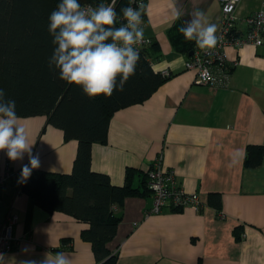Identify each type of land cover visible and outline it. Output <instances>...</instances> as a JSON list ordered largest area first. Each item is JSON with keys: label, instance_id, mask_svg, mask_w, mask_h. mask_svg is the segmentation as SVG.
<instances>
[{"label": "crops", "instance_id": "crops-1", "mask_svg": "<svg viewBox=\"0 0 264 264\" xmlns=\"http://www.w3.org/2000/svg\"><path fill=\"white\" fill-rule=\"evenodd\" d=\"M262 1L239 0L234 12L239 36L247 29L244 18L261 8ZM173 5L183 13L174 21ZM196 7L217 25L218 36L223 25L218 0L145 1L143 34L158 45L150 58L152 68L171 74L142 103L113 112L107 142L91 145V169L122 185L126 167L147 171L161 154L163 164L175 171L176 183L198 194L200 206L152 213V194L125 197L115 236L106 245L118 254L115 264H264V156L256 166L244 164L247 145H264V31L257 46L225 47L229 83L213 88L184 66L190 51H177V46L188 48L191 40L181 38L176 45L168 35L185 25ZM20 123L28 130L33 153H39L37 169L71 170L75 139L65 140L63 131L43 115L20 117ZM237 152L239 162L232 165ZM6 162L18 170L28 157L13 162L0 151V173ZM210 192L221 195L223 217L207 203ZM8 214L17 220L5 264L40 260L45 252L51 253L49 258L64 252L72 264H97L90 242L80 236L87 222L44 210L12 180L0 188V220ZM25 248L29 250L23 252Z\"/></svg>", "mask_w": 264, "mask_h": 264}, {"label": "trees", "instance_id": "trees-1", "mask_svg": "<svg viewBox=\"0 0 264 264\" xmlns=\"http://www.w3.org/2000/svg\"><path fill=\"white\" fill-rule=\"evenodd\" d=\"M107 1L111 0H80V3L96 6ZM60 2L0 0V88L5 98L15 100L18 117L46 116L48 124L63 131L65 140L77 141L69 172L33 169L30 178L20 182V191L48 212H63L87 222L88 227L80 236L90 242L97 264H115L118 254L109 251L106 245L115 236L122 218L123 199L152 193L147 186V171L126 167L122 185H114L108 175L92 171L91 145L107 142L108 124L115 110L142 103L171 73L162 75L152 68L150 58L158 53L157 43L152 42L140 51L135 74L125 83L124 90H115L110 97L101 94L89 98L81 86L62 81L59 71L49 68L55 46L48 31L49 16ZM130 2L116 0L117 14L123 16L120 10L129 7ZM142 17L146 18L145 5ZM116 26H120L117 21ZM181 26L168 34L173 44L177 45L184 38L178 31ZM234 36H239L238 30L234 31ZM195 46V41L191 40L188 48L177 46V51L187 55ZM119 83L120 77H117V85ZM263 156L264 145L249 144L244 164L256 166ZM207 203L215 208L216 215L223 217L219 193H208ZM239 233L235 230L237 239Z\"/></svg>", "mask_w": 264, "mask_h": 264}, {"label": "clouds", "instance_id": "clouds-1", "mask_svg": "<svg viewBox=\"0 0 264 264\" xmlns=\"http://www.w3.org/2000/svg\"><path fill=\"white\" fill-rule=\"evenodd\" d=\"M116 0L110 4L82 6L80 0H61L49 16V34L55 46L49 59V68L59 71V78L68 84L81 86L89 98L103 94L110 97L115 90L123 91L124 85L135 74L140 58V45L144 39L142 13L144 5L121 8L122 26H116ZM170 15L180 19L182 11L172 6ZM264 15V12L261 13ZM205 12L194 8L190 19L178 31L186 40L195 41L202 49H213L218 43L217 25L206 22ZM206 71V70H205ZM117 77L120 83L117 85ZM29 143L28 130L21 125L16 113V102L5 98L0 88V151L9 160L22 161L27 154L28 163L21 167L18 182H26L33 171L40 167L39 153H33ZM239 162V152L232 159V165ZM29 249H22L27 252ZM45 252L40 260L28 258L19 264H72L64 252H57L54 258ZM0 264L5 256L0 253Z\"/></svg>", "mask_w": 264, "mask_h": 264}, {"label": "built area", "instance_id": "built-area-1", "mask_svg": "<svg viewBox=\"0 0 264 264\" xmlns=\"http://www.w3.org/2000/svg\"><path fill=\"white\" fill-rule=\"evenodd\" d=\"M144 0H131L130 7H137L139 3H144ZM223 17L222 29L219 33L218 43L213 49L202 50L198 46L192 49L191 56L185 61V67L194 69L197 81L204 83L213 88L227 87L229 83V68L227 67L226 46L234 44L241 46L249 43L251 45H259L262 43L261 35L264 31V0L262 6L253 13H250L244 18L246 23V32L241 36H234V12L239 0H218ZM107 1L104 4H110ZM92 4H85L88 6ZM145 5V4H143ZM95 6V5H92ZM144 27L145 18L142 17ZM117 22L122 26L126 21L123 20L121 14H117ZM144 35V34H143ZM153 40L144 35L143 42L134 47L141 49L149 45ZM152 62L150 61V64ZM206 70V71H205ZM162 75H168L167 69L159 70ZM8 162V161H7ZM6 162L4 170L0 173V188L6 181L13 180L15 186L20 189L21 169H12ZM147 186L153 196V207L151 212L158 213L164 207L183 208L188 205H194L197 208L200 206L197 193L187 192L183 186L178 185L175 180V171L163 164L162 155L157 156L147 169ZM15 214H8L0 220V253L5 254L12 247V225L16 222Z\"/></svg>", "mask_w": 264, "mask_h": 264}, {"label": "rangeland", "instance_id": "rangeland-1", "mask_svg": "<svg viewBox=\"0 0 264 264\" xmlns=\"http://www.w3.org/2000/svg\"><path fill=\"white\" fill-rule=\"evenodd\" d=\"M152 42H153V41H152ZM152 42H151V43H152ZM151 43H150V44H151ZM150 44H149V45H150ZM149 45H147V46H145V47H148ZM143 48H144V47H143ZM143 48H142V49H143ZM142 49H141V50H142ZM169 208H170V209H173V208L182 209V208H178V207H169ZM160 211H161V210H160Z\"/></svg>", "mask_w": 264, "mask_h": 264}, {"label": "water", "instance_id": "water-1", "mask_svg": "<svg viewBox=\"0 0 264 264\" xmlns=\"http://www.w3.org/2000/svg\"><path fill=\"white\" fill-rule=\"evenodd\" d=\"M192 54V51H190V55Z\"/></svg>", "mask_w": 264, "mask_h": 264}]
</instances>
